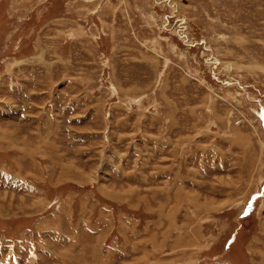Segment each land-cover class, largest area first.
Segmentation results:
<instances>
[{"label":"rangeland","instance_id":"1","mask_svg":"<svg viewBox=\"0 0 264 264\" xmlns=\"http://www.w3.org/2000/svg\"><path fill=\"white\" fill-rule=\"evenodd\" d=\"M0 264H264V0H0Z\"/></svg>","mask_w":264,"mask_h":264}]
</instances>
